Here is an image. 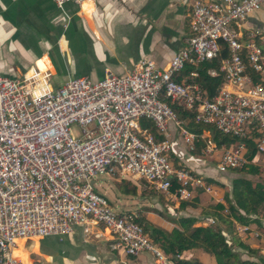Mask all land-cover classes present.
I'll list each match as a JSON object with an SVG mask.
<instances>
[{
	"label": "built area",
	"instance_id": "built-area-1",
	"mask_svg": "<svg viewBox=\"0 0 264 264\" xmlns=\"http://www.w3.org/2000/svg\"><path fill=\"white\" fill-rule=\"evenodd\" d=\"M53 1L61 8L85 0ZM263 6L264 0H194L190 36L165 67L142 59L124 75L76 76L56 88L39 78L0 75V264H26L14 253L20 240L62 237L76 228L87 233L98 224L122 253L148 252L158 264H175L136 222L135 212L114 211L94 185L101 175L141 179L175 202L212 191L203 175L175 167L169 158L171 124L189 150L198 137L168 100L194 113L196 123L239 139L221 149L207 140L202 153L219 154L217 172L247 164L243 140L253 131L256 151L264 156V35L247 39L242 31L247 17ZM224 49L223 82L212 98L195 71L180 77L187 64L217 58ZM248 229L238 225L237 231Z\"/></svg>",
	"mask_w": 264,
	"mask_h": 264
},
{
	"label": "crops",
	"instance_id": "crops-1",
	"mask_svg": "<svg viewBox=\"0 0 264 264\" xmlns=\"http://www.w3.org/2000/svg\"><path fill=\"white\" fill-rule=\"evenodd\" d=\"M193 1L85 0L81 5L66 3L59 8L53 0H0V75L39 78L43 85L56 88L76 76L99 80L110 74L124 75L142 59L165 67L190 36ZM242 31L246 35H264V6L247 17ZM186 69L180 77H186ZM177 131L171 124V139L177 141L181 149L180 138H175ZM172 153L173 160L182 161L178 164L194 169L193 161ZM214 155L219 157V154ZM253 161L264 167V156L256 153ZM234 176L235 171L228 172L224 183L230 184ZM211 185V192L199 193L201 204L223 202V189ZM187 211L189 213H181L200 216L199 208L188 207ZM159 217L160 221L156 214L146 213V218L159 227L168 231L175 227ZM197 224L200 225L201 220ZM248 227L245 233L239 232V236L250 246L259 248L263 238L254 235L258 234L254 225ZM89 232L84 234L81 228H76L64 238L66 252L75 247V264H158L148 252L130 257L119 248L113 250L114 244L108 238L111 236L106 235L108 231L103 226H91ZM23 243V240L19 242L18 251L22 249L32 254ZM36 246L38 244L32 248L33 252ZM188 254L202 264H216L213 257L198 249ZM31 261L28 258L24 262Z\"/></svg>",
	"mask_w": 264,
	"mask_h": 264
},
{
	"label": "trees",
	"instance_id": "trees-1",
	"mask_svg": "<svg viewBox=\"0 0 264 264\" xmlns=\"http://www.w3.org/2000/svg\"><path fill=\"white\" fill-rule=\"evenodd\" d=\"M226 55L227 51L224 49L217 58L196 65L187 64L185 67L187 68L185 76H189L192 71L197 73L196 80L208 98H212L216 94L218 87L223 82L219 72V61ZM211 71L215 73L211 74ZM168 103L174 109L183 126L198 137L194 149L190 150L191 153L201 154L209 139L218 149L239 142L237 137L223 134L213 125L196 123L194 113L188 112L176 104H171L169 100ZM143 126L156 133L152 122L145 121ZM255 136L256 132L253 131L243 140L246 145L247 164L242 168L224 172L235 171V176L231 179L230 184L215 178L204 177L207 183L223 189V202L209 201L201 204L199 193L202 190H198L191 199L181 200L177 206L172 203L175 207L174 210L180 213L181 211L188 212V207L199 208L200 216L198 217L189 215V212L171 217L154 210L158 215L165 216L169 222L175 225L170 231L149 224L150 221L144 214L137 215L136 222L142 226L144 232L164 252L169 261L175 264H202L196 257L188 254L198 249L213 257L216 264H264V254H260V248L250 246L239 236L237 231V225H254L258 232L257 235L264 239V167L253 161V157L257 153ZM172 154L171 151L169 158L173 162V166L179 167L177 159H172ZM122 180L126 181V185L123 187L126 193H137L135 184L129 180ZM109 203L112 205L110 200ZM204 217L213 218L214 223L198 225L197 222ZM23 252L22 249L18 251L20 257ZM129 256L133 257V255Z\"/></svg>",
	"mask_w": 264,
	"mask_h": 264
},
{
	"label": "rangeland",
	"instance_id": "rangeland-1",
	"mask_svg": "<svg viewBox=\"0 0 264 264\" xmlns=\"http://www.w3.org/2000/svg\"><path fill=\"white\" fill-rule=\"evenodd\" d=\"M246 38L249 39L251 38V36L246 35ZM175 138H180L179 142L181 144V149H179V147L176 145L177 141L171 139L172 151L178 153L187 161H193L196 166L195 164L191 166L196 171L201 172L205 175L215 177V179L218 181L225 182V177L228 173L217 172L215 167L217 163V158L215 157V155L208 156L203 153L193 154L190 152L189 149H187L178 131ZM181 162L182 161H178V163ZM177 165L181 166V164ZM125 180H129L132 184H135L137 186L136 194L126 193L123 190L124 185H126V181L110 175L99 176L96 180V184L94 185L97 192L103 193L112 202V207L114 211H132L135 212L137 215L144 214L145 216L147 212H152L156 214V216L159 218V221L160 215L154 212V210H157L163 213L164 215H168L171 217H177L179 214H181L180 212L174 210V205L177 206L179 202H175L169 199L165 194L155 191L145 181L134 178H127ZM172 203H174V205ZM191 211L193 214V210ZM161 218L167 220L165 216H161ZM149 224L159 226L157 223H153L151 221L149 222ZM97 226L102 227L101 224H98ZM84 234H90V232ZM106 235L109 236L107 232ZM96 237L98 238L100 236L96 235ZM64 238L65 236H47L43 238H34L31 240H26L23 243L25 249L31 252L32 254H28L26 253V251H24L21 257L24 261L30 258L31 260L38 261L40 264H75V247L66 252L67 242L64 241ZM108 238L112 240L114 245L116 244V241L112 238V236ZM254 238L259 239L260 237ZM35 244H38V246L34 248L36 252H33L32 248L35 246ZM259 248L261 249L260 254H264V239L259 243ZM113 250H116V248Z\"/></svg>",
	"mask_w": 264,
	"mask_h": 264
},
{
	"label": "bare ground",
	"instance_id": "bare-ground-1",
	"mask_svg": "<svg viewBox=\"0 0 264 264\" xmlns=\"http://www.w3.org/2000/svg\"><path fill=\"white\" fill-rule=\"evenodd\" d=\"M20 241H21V240H20ZM20 241H18V243H17V247H16L15 250H14V253H15L16 256H18V257L21 259V257L19 256V254H18V252H17L18 249H19V242H20ZM21 260H22V259H21ZM22 261H23V260H22ZM23 262H24V261H23ZM24 263H25V262H24Z\"/></svg>",
	"mask_w": 264,
	"mask_h": 264
}]
</instances>
